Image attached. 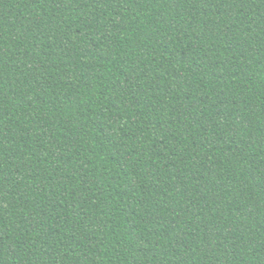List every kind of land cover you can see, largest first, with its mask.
Listing matches in <instances>:
<instances>
[{
	"label": "trees",
	"instance_id": "trees-1",
	"mask_svg": "<svg viewBox=\"0 0 264 264\" xmlns=\"http://www.w3.org/2000/svg\"><path fill=\"white\" fill-rule=\"evenodd\" d=\"M0 264H264V0H0Z\"/></svg>",
	"mask_w": 264,
	"mask_h": 264
}]
</instances>
